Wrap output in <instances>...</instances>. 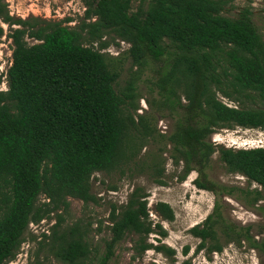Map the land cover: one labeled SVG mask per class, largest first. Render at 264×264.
<instances>
[{
  "label": "trees",
  "instance_id": "obj_1",
  "mask_svg": "<svg viewBox=\"0 0 264 264\" xmlns=\"http://www.w3.org/2000/svg\"><path fill=\"white\" fill-rule=\"evenodd\" d=\"M82 1L85 14L71 26L72 18H15L0 0V37L5 32L1 24H7L14 46L8 89L0 91V264L16 258L31 223L52 213L56 219L50 241L44 233L41 248L48 246L60 264H106L131 234L136 236V257L155 249L178 264L177 251L162 243L168 232L152 219L141 186L126 203L112 205L111 235L100 261L91 258V224L64 225L69 199L98 202L92 193L94 174L139 166L144 147L157 132L149 118L135 115L136 78L117 89L121 72L117 58L105 51L111 45L107 35L129 44L126 54L138 69L166 62L154 85L162 98L159 108L177 104L184 113L163 136L171 145L173 163L183 164L181 179L196 170L198 188L233 194L209 180L207 169L218 152L229 172L258 184L241 192L246 204L261 205L264 216V147L235 149L210 141L219 128L264 129V108L244 105L255 98L264 102V40L251 11L245 8L229 17L226 0H137L136 11L135 0ZM219 94L239 106L226 104ZM148 171L164 185L160 162ZM156 212L164 221L175 219L166 202L157 203ZM251 230L229 220L218 200L190 233L200 241L197 251L212 254L247 242L264 257V234L257 240ZM152 234L159 236L156 245L149 241Z\"/></svg>",
  "mask_w": 264,
  "mask_h": 264
},
{
  "label": "rangeland",
  "instance_id": "obj_2",
  "mask_svg": "<svg viewBox=\"0 0 264 264\" xmlns=\"http://www.w3.org/2000/svg\"><path fill=\"white\" fill-rule=\"evenodd\" d=\"M10 14L15 18H39L47 21H64L72 18L71 26L78 24L85 14L86 7L82 0H5ZM225 15L236 18L239 13L248 8L254 25L264 40V0H226ZM139 2L133 3V11H136ZM2 25V24H1ZM4 25V24H3ZM5 26V27H4ZM2 26L4 36L0 37V54L7 59L9 51H13L12 39L9 37L10 28L7 24ZM14 27V26H13ZM111 45L105 51L117 58L115 66L121 72L117 89H123L131 78H136L138 87L139 110L136 117L143 115L151 120L156 128L155 137L149 139L140 155V165L131 166L124 172L113 171L111 173L97 172L92 177V193L96 195L98 202L85 204L82 200L70 198V208L64 214V225H71L81 221L84 225L91 224L89 241L92 245L91 258L98 262L106 252L105 240L110 238L109 215L112 205L120 206L127 202L129 194L141 186L148 195V208L155 223L163 224L168 236L161 238L162 243L177 251L174 259L177 263L185 260L191 264H264V257L259 251L247 242L242 244H228L222 252L207 254L206 251H197L199 239L190 233V229L201 223L211 214L219 200L224 215L239 226L250 225L252 234L259 240L264 234V216L260 209L261 205H249L244 201L245 194L241 190L259 187L257 183H250L248 179L238 173L228 171L225 163L220 159L219 153L214 154L207 169L209 180L215 183L219 190L226 186L233 194L220 190L219 193L198 188L195 180L199 173L194 170L182 180L183 164L176 165L171 158V145L166 140L176 123L184 117L180 106L175 108H159L161 101L158 88L154 85L158 78L157 72L164 69L166 62H151L147 67L138 69L134 67L131 59L126 54L130 47L128 43L111 39ZM30 43L36 42L28 39ZM8 77V75H7ZM7 82V80H5ZM1 90L8 89V82ZM220 99L230 106H239L238 102L225 98L221 94ZM157 103V104H155ZM186 101L183 99L182 104ZM244 105L251 108H264V102L260 98L244 101ZM210 141L218 147L244 149L264 147V129H252L243 127L219 128L214 131ZM160 162L164 170L161 185L152 178L148 171L149 165ZM143 163V164H142ZM232 193V192H231ZM45 197H41L44 202ZM249 200H251L249 198ZM166 202L171 205L175 212L173 221H164L156 212V205ZM55 214L50 218L43 219L40 223H31L25 234V241L15 259L7 264H60L50 254L48 246L41 248V242L50 241V227L55 223ZM32 237H35L32 239ZM157 235L152 234L149 241L158 244ZM136 236L131 234L120 242L114 249L113 256L106 264H173V258L157 252L155 249L148 250L142 257H136L133 250ZM189 247V253L184 255V250Z\"/></svg>",
  "mask_w": 264,
  "mask_h": 264
},
{
  "label": "built area",
  "instance_id": "obj_3",
  "mask_svg": "<svg viewBox=\"0 0 264 264\" xmlns=\"http://www.w3.org/2000/svg\"><path fill=\"white\" fill-rule=\"evenodd\" d=\"M4 25L2 24V26ZM12 63H13V51L11 52L9 51L7 59L0 54V79L2 80V86L7 84L5 80H7L8 70L11 67Z\"/></svg>",
  "mask_w": 264,
  "mask_h": 264
}]
</instances>
